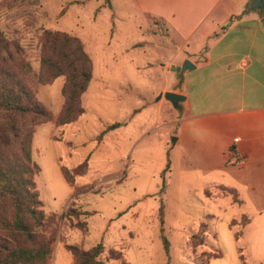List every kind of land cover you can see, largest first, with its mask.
Returning a JSON list of instances; mask_svg holds the SVG:
<instances>
[{
    "label": "rangeland",
    "instance_id": "obj_1",
    "mask_svg": "<svg viewBox=\"0 0 264 264\" xmlns=\"http://www.w3.org/2000/svg\"><path fill=\"white\" fill-rule=\"evenodd\" d=\"M0 28L22 47L32 66L28 82L49 112L35 129L32 157L43 209L55 215L53 244L101 242L119 252L107 264H264V161L250 155L237 174L239 205L214 186L205 190L198 165L175 157V122L149 130L158 121L147 103L161 100L155 90L179 74L178 66L161 65L178 56L179 39L164 24L141 14L134 0H0ZM43 28L77 36L93 63L85 112L61 126L65 77L48 84L36 77ZM113 122L129 124L99 137ZM85 158L86 170L68 182L62 168L72 172ZM70 206L84 227L71 226Z\"/></svg>",
    "mask_w": 264,
    "mask_h": 264
},
{
    "label": "crops",
    "instance_id": "obj_2",
    "mask_svg": "<svg viewBox=\"0 0 264 264\" xmlns=\"http://www.w3.org/2000/svg\"><path fill=\"white\" fill-rule=\"evenodd\" d=\"M134 4L179 39L174 43L177 61H166L162 67L181 66L185 59L193 65L178 70L171 84L155 90L154 95L161 94L162 99L147 103L155 108L158 121L149 130L175 122V157L198 165L197 173H204L206 179L205 190L213 186L232 190L222 194L241 205L242 184L237 174L247 170L250 155L261 158L258 164L264 161V0L258 9L249 8L250 0H134ZM144 61L143 65L150 66L153 60ZM166 91L184 98L172 103L164 97ZM128 124L112 130L123 131ZM181 124L187 125L183 133ZM230 145L242 161L226 163L229 156L233 159ZM64 248V242L58 248L56 240L48 264L50 260L75 264L74 256L68 250L70 255L63 253Z\"/></svg>",
    "mask_w": 264,
    "mask_h": 264
},
{
    "label": "trees",
    "instance_id": "obj_3",
    "mask_svg": "<svg viewBox=\"0 0 264 264\" xmlns=\"http://www.w3.org/2000/svg\"><path fill=\"white\" fill-rule=\"evenodd\" d=\"M39 44L37 81L48 84L58 76L65 77L61 88L64 102L56 125L74 122L85 112L81 98L92 78L91 58L82 41L65 31L43 28ZM31 70L19 42L0 28V264H48L57 234L55 223H50L55 215L43 209L35 182L40 167L32 157V140L37 125L49 119V112L28 82ZM124 124H108L98 136ZM229 154L233 159L229 156L226 163L243 160L234 145H230ZM86 167L87 158L72 172L64 167L62 171L65 179L73 183ZM79 213L70 206L64 214L72 227L85 226L73 221ZM64 247L74 256L75 264H107L119 258L118 251L106 249L101 242L88 248L70 243Z\"/></svg>",
    "mask_w": 264,
    "mask_h": 264
},
{
    "label": "water",
    "instance_id": "obj_4",
    "mask_svg": "<svg viewBox=\"0 0 264 264\" xmlns=\"http://www.w3.org/2000/svg\"><path fill=\"white\" fill-rule=\"evenodd\" d=\"M261 7H263V0H250V9H258ZM188 68H193V65L189 62L188 59H185L182 62V65L177 67V70H184ZM163 95L172 103H176L178 100H182L184 98L183 95L174 93L172 91H166ZM159 96H161V94Z\"/></svg>",
    "mask_w": 264,
    "mask_h": 264
}]
</instances>
